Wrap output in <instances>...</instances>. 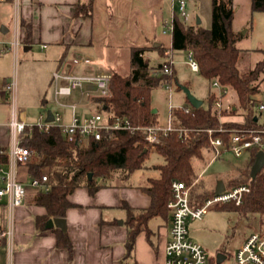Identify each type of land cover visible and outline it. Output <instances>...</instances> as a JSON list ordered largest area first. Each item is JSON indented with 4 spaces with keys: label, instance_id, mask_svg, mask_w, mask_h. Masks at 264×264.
Listing matches in <instances>:
<instances>
[{
    "label": "trees",
    "instance_id": "trees-1",
    "mask_svg": "<svg viewBox=\"0 0 264 264\" xmlns=\"http://www.w3.org/2000/svg\"><path fill=\"white\" fill-rule=\"evenodd\" d=\"M258 11H264V0H252V13ZM91 12L92 1L86 6H78L75 14L89 15ZM234 14L233 0H212L210 28L201 23L190 24L179 13L173 18L171 51H193L199 63L200 74L210 83L218 80L223 87L234 90L245 120L221 121L220 116L213 110L216 100L214 92L209 94L208 107L204 104L194 107L187 99L182 106L171 109L173 124L187 128L188 131L183 136H179L176 131L167 135L161 134L160 142L155 145L154 151L163 156L164 163L153 166L158 170V175L148 176L144 183L138 185L151 197V204L140 208L124 205L129 214L126 221L129 226L126 241L129 255L133 253L137 235L143 230L148 231L152 218L161 216L171 220L168 204L172 198V182L180 180L191 184L198 176L194 160L202 158L205 152L213 156L208 129L213 130V136H222L228 144L232 131L259 129L264 126L259 123L260 113L255 107L254 98L264 76V48L255 49L263 57L254 67L242 68L241 60L248 51L238 46L245 34L233 29ZM21 25L26 27L25 40L28 41L32 34L31 27L22 21ZM166 50L162 43H153L150 48L133 47L129 74L112 72L110 94L95 99L100 108H106L109 115L127 118L135 126L159 124L158 111L153 112L152 91L174 82L180 89L183 85L189 87L188 82H179L174 63H170L169 59L152 64L151 59L145 56L147 51H156L158 56H163ZM166 67L172 69L171 73L162 71ZM154 70L158 73L155 74ZM43 102L46 103L45 100ZM230 112L237 113V108H232ZM21 142L32 152L28 166L30 175L41 176L45 173L44 169L49 175L50 189H38L32 198L33 203L46 209L44 215L37 216L36 225L39 229L54 230L58 245L67 248L71 255L73 244L67 232L57 227H47L48 221L55 217H65L66 210L71 206L68 196L75 188L86 186L94 193L102 185L101 181L114 175L130 178V175L145 167L143 163L152 148L144 132L140 130H115L105 133L100 140L79 144L66 140L60 128L55 125L47 130L37 125L32 129L26 128L21 134ZM259 150L258 146L248 149V163L236 168V175L229 181L234 186H250V191L244 194L242 203L224 202L220 208L234 210L247 219L258 218L259 226L263 225L264 228V167L255 177L251 175V168ZM5 159L6 157L2 158ZM194 194L193 187L192 203Z\"/></svg>",
    "mask_w": 264,
    "mask_h": 264
},
{
    "label": "crops",
    "instance_id": "crops-1",
    "mask_svg": "<svg viewBox=\"0 0 264 264\" xmlns=\"http://www.w3.org/2000/svg\"><path fill=\"white\" fill-rule=\"evenodd\" d=\"M90 1L91 14H75L78 6H86ZM8 3L15 8L14 0ZM233 3L232 27L235 31H242L249 26L253 15L252 0H233ZM177 6L178 0H19V24L17 19L16 24L20 44L17 47L0 46V52H7V55L13 52L16 57L21 54L28 59L30 51L37 47V53L32 55L36 65L50 63L56 66V70L80 73L117 72L108 68V63H118L122 55L130 58L133 47L162 43L172 57L180 52L171 51L172 31H165L166 25L178 14ZM186 8L188 23L197 24L199 20L206 28L212 26V0H186ZM21 21L31 27L28 41L25 40L26 27L21 25ZM2 29L8 31L6 26ZM246 32L244 30L243 34ZM174 69L177 74L175 66ZM186 82L190 88V82ZM5 86L0 89V147L8 148L13 136L11 120L14 106ZM212 92L216 96L220 94L219 89ZM228 93L223 97L232 104ZM79 98L76 93L68 100L77 101ZM231 107L237 108L233 104ZM94 109L86 99L79 112L84 114ZM57 111L62 113L65 121H69V110ZM226 112L230 113V110ZM241 116L243 119L238 122L245 120L244 115ZM159 124L167 125L160 120ZM29 176V168H19V177L27 185ZM101 184L94 193L86 186H79L68 196L71 206L64 218L67 222L65 231L73 244L72 255L67 248L58 245L54 230L37 227L36 218L44 215L46 209L32 202L36 189L27 186L25 202L13 210L6 201L1 202L0 226L13 227L11 264H165L170 218H152L148 231L143 230L137 235L133 253L129 255L126 246L129 214L124 205L148 207L151 197L138 186L140 183L124 182L119 177L110 182L101 181ZM218 255L221 261H218ZM218 255L215 264H224L225 254L220 252ZM7 258L6 248L2 247L0 264H7Z\"/></svg>",
    "mask_w": 264,
    "mask_h": 264
},
{
    "label": "built area",
    "instance_id": "built-area-1",
    "mask_svg": "<svg viewBox=\"0 0 264 264\" xmlns=\"http://www.w3.org/2000/svg\"><path fill=\"white\" fill-rule=\"evenodd\" d=\"M5 1V0H1ZM17 11V23L19 24V0H14ZM177 13L187 20L186 0H178ZM173 30V20L166 25L165 31ZM20 44L19 35L12 45L17 47ZM187 62L193 71L199 72V63L193 51L186 52ZM163 72L171 73L172 69L166 67ZM154 73H158L154 70ZM112 73H80L72 70H56L52 75L53 101L60 109L70 111L69 121H65L60 111H53L54 121L36 124L41 129H49L52 125L58 126L62 135L69 142L86 144L90 140H100L105 133L115 130H140L152 148L161 140V134L167 135L176 131L179 136L187 133L188 129L176 127L172 122L170 114L167 125H132L131 122L120 116L109 115L106 108H98L81 114L79 108L81 103L92 96H108L110 94V83ZM16 81L6 84L5 89L9 100L13 102L14 114L11 120L13 131L12 142L8 148L0 147V203L6 201L11 210L25 202L28 187L36 190L50 189L49 175L47 172L41 176L30 175L28 185L19 177V168L28 169L31 159V150L22 144L21 134L26 128L32 129L34 125H28L25 121L16 116ZM212 85L219 89V96H216L214 106L219 113L232 109L229 101L224 99L227 88L223 87L218 80ZM79 94L77 101H64L63 97H71ZM264 110V103H261L257 111ZM223 130V129H221ZM210 142L213 148L211 161L221 157L226 151H232L236 156L242 155L253 146L264 150V126L259 129L234 130L227 144L222 136H213V130L208 129ZM6 157L5 160L2 158ZM194 184H186L180 180L172 182V198L168 207L171 215L170 237L166 245L165 264H209L210 258L205 248L193 240L189 235L190 220L202 219L206 211L215 203L235 202L241 204L245 193L250 191L248 184H239L232 189H226L221 193H215L203 204L192 203L191 190ZM6 248L7 259L11 264L13 254V227L0 226V249ZM237 264H264V231H253L235 253Z\"/></svg>",
    "mask_w": 264,
    "mask_h": 264
},
{
    "label": "rangeland",
    "instance_id": "rangeland-1",
    "mask_svg": "<svg viewBox=\"0 0 264 264\" xmlns=\"http://www.w3.org/2000/svg\"><path fill=\"white\" fill-rule=\"evenodd\" d=\"M16 17V8L11 7L8 2H0L1 47L13 45L16 42L19 35ZM2 26H6L8 31H4ZM244 30H247V32L244 38L238 42V46L248 52L244 53L241 66L243 69H250L263 57L255 49L264 48V11L254 12L249 26L242 29L241 32L243 33ZM37 51V47L30 51L29 60L23 58L21 54L16 57L13 52L8 55L7 52H0V89L8 83L16 81V116L18 119H24L28 125L44 122L49 111L60 109L53 101V87L50 85L52 75L57 68L50 63L36 65L37 63L32 60L35 57L32 55L36 54ZM146 57L151 59L152 64H157L165 58L169 59L170 63L173 62L178 72L179 82L189 81L192 93L199 99L204 100L205 107L209 106V94L212 91H217L218 88L214 87L200 72L193 71L189 67L186 52H176L172 57L167 50L163 53V56H158L156 53L150 54L148 51ZM107 67L127 75L130 72V58L127 55H122L118 63H114V65L108 63ZM227 91L231 103L237 106V113L223 112L221 114L216 110L217 107H214L213 110L220 116L221 121H241L243 119L241 114L244 112L238 97L232 88L228 87ZM99 97L102 96L89 98L90 105L96 109L100 108V105L95 101ZM254 98L256 99L255 107L257 109L261 103H264V76L260 80V89ZM44 99L49 102L44 103ZM62 100L69 101L67 97H63ZM151 102L152 106L158 111L160 122L167 124L171 107H179L185 103V92L183 89L178 88L174 82L168 86L155 88L151 93ZM259 113V121L264 124V110L259 111ZM211 157L205 152L202 158L194 160V167L198 176L191 184H194V203L196 204L205 203L208 198L216 193V185L219 180L225 183L226 189H232L234 185L229 183L230 178L236 175V168L248 163L249 153L244 152L242 155L236 156L232 151H226L214 161H211ZM162 163H164L163 156L151 148L150 154L143 163L145 167L136 171L132 176L130 175V178L126 179L122 175H114L103 182H110L117 177H122L124 182L144 183L148 176L158 175V170L153 166ZM43 171L46 172L47 170L44 169ZM222 204L224 202L213 204L202 219L190 220L189 235L205 248L210 258L209 264H215L217 255L220 252H223L226 256L224 264H237L234 256L238 246L251 232L263 231L264 228L263 225L259 226L258 218L247 219L234 210L221 209ZM7 264H10L9 259H7Z\"/></svg>",
    "mask_w": 264,
    "mask_h": 264
},
{
    "label": "water",
    "instance_id": "water-1",
    "mask_svg": "<svg viewBox=\"0 0 264 264\" xmlns=\"http://www.w3.org/2000/svg\"><path fill=\"white\" fill-rule=\"evenodd\" d=\"M200 21L198 20V23ZM182 89L183 91L185 92L186 96H187V99L189 100V102L194 106V107H199L201 105H203V100L202 99H199L198 97H196L191 89L186 86V85H183L182 86ZM153 112H157V109L154 108L153 109ZM46 121L47 122H53L54 121V114H53V111H49L47 113V118H46ZM264 167V150L261 149L258 151L257 155H256V159H255V162L253 163L252 165V168H251V175L253 177H255L259 171L262 170V168ZM89 176L91 177L92 176V173L89 174ZM226 186H225V183L222 181V180H219L217 185H216V192L217 193H221L225 190ZM120 223H123V221L121 220ZM54 226H57L63 230H65L67 228V222H66V219L64 217H55V218H52L48 221L47 223V227H54ZM218 261H221V259L219 258V255H218Z\"/></svg>",
    "mask_w": 264,
    "mask_h": 264
}]
</instances>
